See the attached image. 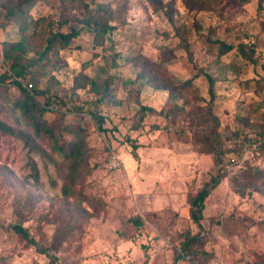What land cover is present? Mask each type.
<instances>
[{"label":"rangeland","instance_id":"374dc122","mask_svg":"<svg viewBox=\"0 0 264 264\" xmlns=\"http://www.w3.org/2000/svg\"><path fill=\"white\" fill-rule=\"evenodd\" d=\"M83 2L122 11L111 38L97 44L94 32L83 28L68 46L54 44L40 60L44 44L30 50L45 92L37 99L52 97L66 125L81 117L89 145L87 182L105 204L82 224L79 238L56 252L57 264H174L186 231L201 232L195 247L211 255L208 264H264V179L227 174L205 199L200 226L190 214L191 197L235 153L227 149L249 137L264 148V0H36L30 13L68 32L83 25ZM1 22L0 71L10 73L3 46L18 40L20 29L16 21ZM222 42L234 47L227 50ZM141 60L160 66L161 77L176 86L173 92L142 77ZM10 77L0 90V119L29 130L36 144L0 133V264H47L49 257L11 225L21 221L46 247L58 222L68 219L65 164L15 106L19 89ZM187 79L190 84H183ZM92 113L104 117L102 126ZM63 134L60 141L71 138ZM110 149L121 160L111 170ZM255 162L264 166V149ZM34 164L38 181L31 176ZM192 262L198 264L184 256L176 264Z\"/></svg>","mask_w":264,"mask_h":264},{"label":"trees","instance_id":"16d2710c","mask_svg":"<svg viewBox=\"0 0 264 264\" xmlns=\"http://www.w3.org/2000/svg\"><path fill=\"white\" fill-rule=\"evenodd\" d=\"M36 0H0L1 12L0 22L8 23L16 21L19 26L20 38L16 41H5L3 46L4 58L10 60V70L0 71V90H6V81L11 75L25 78L30 75L29 82L33 83V89L29 91L22 86L18 81H13L19 89V96L15 101V106L21 107L24 114L29 118L31 124L36 130V136H47L49 141L53 143L54 148L58 149L62 155L63 163L65 164V172L63 174V186L62 196L64 197V210L68 217L65 223L58 222L55 232L52 237L46 243V247H42L35 239L34 235H31L29 229L24 227L22 222L19 221L11 225V228L23 239L33 243V245L41 252H44L49 257L47 264H57L59 256L56 252L62 251L63 246L66 245L71 239H77L81 236L83 223L88 220L94 213L105 208L103 201L99 200L94 194V187L87 182V173L90 171L89 162V145L87 142L86 131H81V117L77 121L72 122L71 125L64 124L65 114L55 110L53 104H55L48 95L46 100L40 102L36 94H44V91L39 90V72L35 69L37 65V57L30 55L32 45H41L44 48L39 52L40 60L44 55L52 48L54 44H59L62 47H66L70 44L74 37H76L83 28H88L94 32V40L97 44L105 43L106 38H111V33L114 30L115 25L113 22L123 19L122 11L118 8H113L110 5L98 4L93 9L89 8V5L83 2L86 9L85 18L82 19L83 25L72 26L68 32L55 31L52 28V24L46 21V18L41 16L34 18L30 13V9ZM61 2L63 0H60ZM188 2V0H186ZM239 4L249 0H236ZM38 37L41 38L42 43H39ZM224 45V43H221ZM226 49H232L233 44H226ZM241 50H244V45L240 44ZM37 61V62H36ZM142 62V73L140 75L149 79L153 85L168 89L173 92L176 86L169 78L161 77L159 69L160 66L147 63L145 60ZM139 65V63H137ZM40 70V69H39ZM41 72V71H40ZM211 82L213 80L209 77ZM162 82V83H160ZM191 79L183 81V84H190ZM109 85L110 82H107ZM210 94L214 99L213 83L209 86ZM145 109V107H142ZM210 111V110H209ZM50 113L59 115L55 118H48ZM94 118L99 122L100 126L104 123V117L97 113H92ZM63 131L69 133L71 138L60 141L59 138L63 137ZM0 133L9 134L16 138L24 140L26 145L31 147L36 144V138L31 134L29 130L19 129L12 127L5 121L0 119ZM235 149H227V151L234 150L237 153L242 145L253 141V137L245 139ZM232 154V155H235ZM231 156V155H230ZM229 156V157H230ZM228 157V158H229ZM219 157L216 158L217 164L219 163ZM227 161V160H226ZM224 162L222 168L219 169L216 175H213L208 181L197 190V192L190 199V214L194 222L199 226L204 219L203 209L205 207V199L212 192V190L227 177V170L225 169ZM32 179L38 181L39 174L36 165H33L31 172ZM231 178L236 180L258 181L264 179V166L260 162L247 163L243 168L235 171ZM264 193V192H263ZM25 198L30 200L32 195L28 193ZM73 198L72 204H69L68 199ZM21 212L19 211V215ZM41 232V230H39ZM202 234L200 231L191 233L185 232L184 241L181 244L180 251H177L174 257V264L177 263L184 256L195 259L198 264H208L211 258L209 253L203 250H196V244L201 241ZM0 263H5L3 259H0ZM132 264V263H129ZM260 264V263H257Z\"/></svg>","mask_w":264,"mask_h":264},{"label":"built area","instance_id":"2783aa9c","mask_svg":"<svg viewBox=\"0 0 264 264\" xmlns=\"http://www.w3.org/2000/svg\"><path fill=\"white\" fill-rule=\"evenodd\" d=\"M10 81H18L27 88L29 91L33 89V83L24 80L21 77L11 75ZM263 142L254 140L252 142L242 145L237 154L231 155L225 164V169L228 174H232L235 171L243 168L247 163L253 162L257 157L261 156L263 149ZM262 149H261V148ZM121 165V160L119 155L112 149L109 150V156L106 161V167L111 169H116ZM192 264H196L192 262Z\"/></svg>","mask_w":264,"mask_h":264}]
</instances>
